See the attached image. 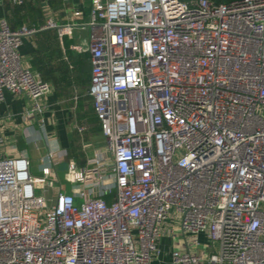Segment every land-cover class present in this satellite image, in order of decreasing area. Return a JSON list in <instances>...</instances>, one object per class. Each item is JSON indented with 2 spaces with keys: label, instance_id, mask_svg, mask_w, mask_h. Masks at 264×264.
Wrapping results in <instances>:
<instances>
[{
  "label": "built area",
  "instance_id": "2783aa9c",
  "mask_svg": "<svg viewBox=\"0 0 264 264\" xmlns=\"http://www.w3.org/2000/svg\"><path fill=\"white\" fill-rule=\"evenodd\" d=\"M80 14L0 18V102L24 95L28 115L51 86L23 64V37L52 28L64 46L87 30L70 47L89 54L103 142L68 163V192L52 175L63 150H48L41 183L26 155L0 158V264H152L173 213L195 246L200 233L217 245L209 262L264 264V0H90Z\"/></svg>",
  "mask_w": 264,
  "mask_h": 264
},
{
  "label": "crops",
  "instance_id": "0c3cea01",
  "mask_svg": "<svg viewBox=\"0 0 264 264\" xmlns=\"http://www.w3.org/2000/svg\"><path fill=\"white\" fill-rule=\"evenodd\" d=\"M73 10L81 13L78 20L87 21L90 0H0V18L13 28L21 24L39 28L48 18L64 23ZM83 32L87 33V30H81L77 35ZM55 34L56 30L52 28L38 29L22 39L20 52L23 64L48 81L51 91L38 101L40 111L32 115H28L33 104L31 99L10 92L5 94L0 102V158L24 154L28 157L32 174L33 159L38 160L40 167L49 165L48 150L61 149L64 151L63 160L55 170L52 169V175L63 174L64 177L65 173L68 175L69 162L84 166L103 142L92 98L87 92L89 54L76 52L70 47L75 33L65 36L68 42L64 38V46L59 44L57 34L55 39ZM67 178L58 179V182L68 192L71 183ZM162 232L159 242L161 253L152 264H172L168 256L172 248L196 252L200 255L198 264H219L209 262L210 255L217 252V245L212 246L204 233L196 236L197 246L193 238L183 237L175 213L171 214Z\"/></svg>",
  "mask_w": 264,
  "mask_h": 264
},
{
  "label": "rangeland",
  "instance_id": "374dc122",
  "mask_svg": "<svg viewBox=\"0 0 264 264\" xmlns=\"http://www.w3.org/2000/svg\"><path fill=\"white\" fill-rule=\"evenodd\" d=\"M78 33L77 32H75V34H73V39H72V41L71 42H74L75 40H76V38L78 37V35H77ZM87 35V33L86 32H83L82 33V36H86ZM65 42H68L67 40H66V38H65ZM31 171H32V174H33V176L35 177V179H36V181L38 182V183H41L42 182V180H43V176H42V173H41V171H40V165H39V162H38V160L37 159H33V161H32V163H31ZM61 176H58L57 175V179H66V177H68V175L65 173V175H64V177H62V175L63 174H60ZM66 176V177H65ZM40 189L38 188V189H36V192L37 193H40Z\"/></svg>",
  "mask_w": 264,
  "mask_h": 264
},
{
  "label": "trees",
  "instance_id": "16d2710c",
  "mask_svg": "<svg viewBox=\"0 0 264 264\" xmlns=\"http://www.w3.org/2000/svg\"><path fill=\"white\" fill-rule=\"evenodd\" d=\"M213 1H216V2H229V1H231V0H213ZM54 37H55V39H56V34L54 35ZM81 64H82V62H80ZM80 64V65H81ZM80 68L82 69V66H80ZM79 68V69H80Z\"/></svg>",
  "mask_w": 264,
  "mask_h": 264
}]
</instances>
